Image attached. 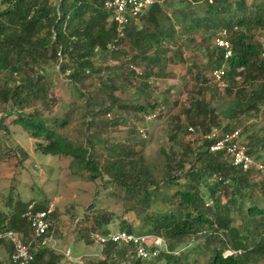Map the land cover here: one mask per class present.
Masks as SVG:
<instances>
[{
	"label": "trees",
	"instance_id": "16d2710c",
	"mask_svg": "<svg viewBox=\"0 0 264 264\" xmlns=\"http://www.w3.org/2000/svg\"><path fill=\"white\" fill-rule=\"evenodd\" d=\"M0 3V130H6L1 125L3 120L13 116L10 123L36 141V151L43 156L70 158L78 170L88 172L91 180L100 174L91 141L85 136L82 145L60 137L46 127L41 111L36 108L25 113L30 103L40 95L46 96L52 86L43 68L52 63L60 73L69 70L67 77L79 95L82 82L95 75L96 86L85 90V106H98L97 114L103 115L116 107L117 111L148 115L167 102L165 95L160 103L157 99L149 100L147 81L155 75L153 69L160 74L167 63L184 61L178 42L192 45L196 94L180 113L185 127L175 122L174 132L168 138L175 150L170 149L169 154L161 151L165 157L162 180L177 187L172 196L175 200L166 197L165 207L169 211L162 209L157 216H145L149 234L162 237L168 245L156 257L141 260L132 247L106 243L100 249V259L85 264H188L190 252L200 256L205 264H264V174L252 182L253 171L232 167L222 151L209 152L212 140L204 138L212 128L224 133L237 129L241 136L242 126L236 128L240 117H255L264 109V65L258 56L259 42L264 40V0L249 3L162 0L150 6L137 21L125 25L121 36L98 0H0ZM171 8L173 11L169 13ZM222 32L230 43L227 58L213 43ZM93 60L103 64L95 65ZM140 63L144 64L142 76L134 71L141 67ZM219 68L224 71L223 87L209 75ZM130 87L138 98L143 96L142 103L127 102V105L115 97L114 92ZM206 91H215L211 97L221 93L229 96L226 107L221 108L218 102L213 106L211 97L198 99ZM177 117L173 120H178ZM219 117L225 120L224 125H218ZM189 127L200 132L202 141L196 147L175 142L178 131L189 134ZM244 145L246 153L260 162L264 127L248 136ZM107 149L113 157L105 162V173L126 194L137 196L140 207H148L153 200L150 198L158 191L150 167L140 158H131L135 154L131 147L117 145ZM18 152L25 157L23 151ZM149 186L153 188L148 189ZM28 202L31 201L24 205L13 201L9 195L4 204L6 211L0 210V244L7 253L0 264H6L12 254L11 242L3 233L17 235L22 243L30 241L27 222L21 216ZM43 207L36 204L33 211ZM52 215L48 218L49 231L54 232ZM236 218L238 224L234 223ZM93 222L101 228L109 219L96 217ZM121 222L117 231L142 234L136 233L125 220ZM186 237L190 243L184 247V254H174L171 245L179 246ZM87 240L92 241L89 236ZM30 252L29 264H63L66 260L62 257L57 260L36 241L31 243ZM196 261L194 258L193 262Z\"/></svg>",
	"mask_w": 264,
	"mask_h": 264
},
{
	"label": "rangeland",
	"instance_id": "374dc122",
	"mask_svg": "<svg viewBox=\"0 0 264 264\" xmlns=\"http://www.w3.org/2000/svg\"><path fill=\"white\" fill-rule=\"evenodd\" d=\"M250 1L247 0V3ZM157 2L161 3L162 0ZM1 7L0 3V9ZM172 11L173 8L169 10V13ZM178 46L182 48L184 61L174 60L173 63H167L161 69L160 74L157 73V69H153L155 75L147 81L149 100L161 101L165 95L167 101L161 107L156 106L155 110L148 115L131 110L117 111L116 107L103 115L97 114L95 111L100 109L98 106H85V94H87L85 90L89 91L96 86L95 75L82 82L80 86L82 95H79L67 77L69 70L60 73L56 71L57 67L52 63H48L46 68H43V73L47 74V81L52 86L47 90L46 96L40 95L37 100H33L25 113L31 112L32 108L38 109L42 113L47 128L53 129L57 135L73 143L83 145L86 136L93 145V158L100 173L93 180L89 178L88 172L78 170L68 157L41 155L35 150L36 141L19 127L10 123L14 119L13 116L3 120L1 125L5 126L6 130H0V150H4V152L0 151V210L6 211L4 204L9 195L10 199L18 200L24 205L27 201L43 206L52 203L54 211L51 220L54 226L52 234L54 239L46 250L57 257V260L58 257L66 258L67 261L65 260L63 264L71 262L72 264H85L100 259L101 247L87 240L89 233L115 232L119 229L121 221L125 220L131 224L136 233L150 235V227L145 216H157L160 213L159 210L162 209L164 212L169 211L165 207L168 203L166 197L169 200L173 199L172 196L177 187L167 185L162 180L165 163L162 152L169 154L170 149L175 150L174 143L168 138L174 132L175 122L185 127L184 118L180 113L187 108L196 94V89L193 88L196 71L192 67L193 58L190 52L192 45L187 46L178 42ZM93 64L101 65L103 62L93 60ZM139 65L141 67L135 68L134 71L142 76L140 71L144 64ZM205 75L208 76V74ZM104 76L105 74L101 77L104 78ZM12 83L8 85L11 86ZM135 83H138V78ZM199 86H202L200 82ZM133 90L131 87L117 90L114 95L123 104L142 103L143 96L138 98ZM214 93L215 91L203 92L198 99L207 100ZM211 99L213 106H215L214 102H218L221 108H225L230 97L221 93L212 96ZM175 117L179 121H174ZM117 120L119 123L114 124L113 122ZM89 122L91 124L87 126ZM103 122H106V126ZM61 123L64 124L60 125ZM224 123L225 120L219 117L218 125H224ZM236 124V128L242 126L240 137L245 142L248 136L259 133L264 127V109L261 115L258 113L255 117L241 116ZM137 133L144 136L140 138L138 136L140 134ZM188 133L179 130L175 142L188 144L191 147H196L201 143L200 132ZM117 145L133 148L135 154L131 158H140L145 165L150 167L153 180L158 185V191L155 197L150 198L153 200L148 207H140L136 202L137 196L126 194L117 182L105 173L104 164L113 157L108 155L110 152L107 147ZM5 149L9 151L5 152ZM19 150L25 153V157L19 155ZM260 157V162L264 164V152H261ZM263 174L264 172L252 173L251 181L257 182ZM178 181V183L182 182ZM152 188V186L148 187V189ZM96 217L97 219L101 217L109 219V223L101 228L95 227L93 221ZM234 223L238 224L237 218L234 219ZM159 238L166 248L168 241L162 237ZM189 243L190 238L186 237L179 246L171 245L173 253L184 254L183 249ZM164 247L161 246L160 249L165 251ZM226 254L228 253H224ZM6 255L5 247L0 244V260H4ZM194 258L197 259L196 262H193ZM187 263L205 264L200 256H194L192 252H190Z\"/></svg>",
	"mask_w": 264,
	"mask_h": 264
},
{
	"label": "built area",
	"instance_id": "2783aa9c",
	"mask_svg": "<svg viewBox=\"0 0 264 264\" xmlns=\"http://www.w3.org/2000/svg\"><path fill=\"white\" fill-rule=\"evenodd\" d=\"M102 9L108 14L109 21L116 25V33L122 35V30L130 21H137L138 17L145 14L147 9L159 0H98ZM215 47L223 50V57L230 56V43L222 32L220 36L213 39ZM259 59L264 65V40H260ZM224 71L222 68L210 72V78L217 82L220 87L224 84L221 77ZM153 116V115H152ZM190 133L194 128H187ZM212 140L209 145V152H223L227 156L228 163L241 171H253L255 173L264 172V164L254 161L247 153L244 142L242 141L239 130L234 129L229 132H221L217 128H212L204 137ZM34 202H30L22 213L30 232V241L22 243L17 235L12 233H3V236L9 239L12 245V254L6 264H29L32 260L30 254L31 243L36 241L39 247H47L54 239L52 231H49L48 218L54 211L52 203L44 205L42 210L33 211ZM89 238L99 247L102 248L106 243L120 244L122 246L132 247L135 256L138 259H152L156 257L161 246L164 247L163 241L156 236L148 234H132L125 231H115L106 234H90ZM151 242L153 244L151 245ZM149 243V244H148ZM165 248V247H164ZM164 250V249H163Z\"/></svg>",
	"mask_w": 264,
	"mask_h": 264
}]
</instances>
